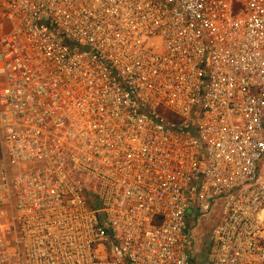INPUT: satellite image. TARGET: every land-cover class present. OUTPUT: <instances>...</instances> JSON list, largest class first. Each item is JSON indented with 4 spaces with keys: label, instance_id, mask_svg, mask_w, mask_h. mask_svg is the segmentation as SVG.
Here are the masks:
<instances>
[{
    "label": "built area",
    "instance_id": "2783aa9c",
    "mask_svg": "<svg viewBox=\"0 0 264 264\" xmlns=\"http://www.w3.org/2000/svg\"><path fill=\"white\" fill-rule=\"evenodd\" d=\"M264 0H0V264H264Z\"/></svg>",
    "mask_w": 264,
    "mask_h": 264
},
{
    "label": "rangeland",
    "instance_id": "374dc122",
    "mask_svg": "<svg viewBox=\"0 0 264 264\" xmlns=\"http://www.w3.org/2000/svg\"><path fill=\"white\" fill-rule=\"evenodd\" d=\"M262 176H264V165H262ZM220 219V211L213 210L211 216L205 219L198 218V214L192 210L187 216V232L193 237L194 246L192 249V259L194 264H206V254L208 250L207 231Z\"/></svg>",
    "mask_w": 264,
    "mask_h": 264
}]
</instances>
